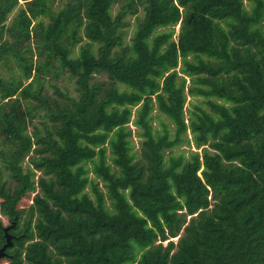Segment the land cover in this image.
<instances>
[{"label": "trees", "instance_id": "1", "mask_svg": "<svg viewBox=\"0 0 264 264\" xmlns=\"http://www.w3.org/2000/svg\"><path fill=\"white\" fill-rule=\"evenodd\" d=\"M0 67L7 264H264V0H0Z\"/></svg>", "mask_w": 264, "mask_h": 264}, {"label": "rangeland", "instance_id": "2", "mask_svg": "<svg viewBox=\"0 0 264 264\" xmlns=\"http://www.w3.org/2000/svg\"><path fill=\"white\" fill-rule=\"evenodd\" d=\"M20 2H22V1H20ZM116 7V6H115ZM115 7L113 8V10L115 11ZM16 13V9L10 14V16H9V19H11L12 17H13V15ZM178 27H179V24H177L174 28H175V32H177V30H178ZM0 69H1V67H0ZM4 70L5 69H2V72L4 73ZM97 78L98 79H102V80H104V79H106V77L104 76V75H97ZM61 81V82H60ZM58 83H62V84H64L65 86H67L72 92H73V90H72V87H71V84H70V82L66 79V80H60ZM51 91L50 90H48V93H50ZM187 100H190V98L188 97L187 98ZM186 107H188L187 105H185ZM156 111H154V113H155ZM163 118V120H165L166 121V119H165V117H162ZM154 125L156 126V127H159V124H158V122L156 121V120H154ZM130 128H131V130H132V141H133V144H134V146H135V150L137 151V150H139V138L136 136V127L135 126H133L131 123H130ZM33 129L34 128H32V127H30V130L31 131H33ZM189 137H190V134H189ZM181 149H188V147L187 146H185V145H182L181 147H180ZM193 150H195L194 148H192ZM198 151H200V149L198 150ZM37 175H39V173H37ZM6 177L4 176V179H5ZM38 191V189H36L34 192H32V193H29L28 195H26L20 202H19V204H18V206L19 207H27L28 205H30V203L32 202V197H33V195L36 193ZM0 221L2 222V224L4 225V226H6V225H8L9 224V220L5 217V216H3V215H0ZM176 238H174V241H176L175 240ZM167 243V240L166 241H164L163 242V245H165ZM8 263V261L6 260V259H0V264H7Z\"/></svg>", "mask_w": 264, "mask_h": 264}, {"label": "water", "instance_id": "3", "mask_svg": "<svg viewBox=\"0 0 264 264\" xmlns=\"http://www.w3.org/2000/svg\"><path fill=\"white\" fill-rule=\"evenodd\" d=\"M11 227H14V223H12L10 226H7L3 229L5 243L0 247V259L4 258L7 255L6 249L12 245V239L14 236L11 233H9V229ZM177 238L178 237H176L175 240H177Z\"/></svg>", "mask_w": 264, "mask_h": 264}, {"label": "flooded vegetation", "instance_id": "4", "mask_svg": "<svg viewBox=\"0 0 264 264\" xmlns=\"http://www.w3.org/2000/svg\"><path fill=\"white\" fill-rule=\"evenodd\" d=\"M6 227H7V225H6Z\"/></svg>", "mask_w": 264, "mask_h": 264}]
</instances>
